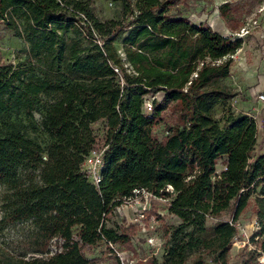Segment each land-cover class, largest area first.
I'll use <instances>...</instances> for the list:
<instances>
[{
  "label": "trees",
  "instance_id": "obj_1",
  "mask_svg": "<svg viewBox=\"0 0 264 264\" xmlns=\"http://www.w3.org/2000/svg\"><path fill=\"white\" fill-rule=\"evenodd\" d=\"M109 1L118 18H98L92 0H0V22L26 44L22 60L0 59V231L26 225L17 248H0V264H99L85 255L97 242L134 254L137 227L108 220L133 188L163 199L178 223L162 227L159 260L131 264H227L233 225L205 226L224 211L235 220L249 209L252 241L264 251V151L249 161L255 122L245 114L220 128L212 117L237 94L221 79L240 40L170 15L180 0ZM218 10L236 31L227 2ZM13 112L24 123L10 120ZM27 132L44 135L45 148ZM93 149L102 150L96 183L81 168ZM158 202L146 215L161 220ZM255 256L234 257L254 264Z\"/></svg>",
  "mask_w": 264,
  "mask_h": 264
},
{
  "label": "rangeland",
  "instance_id": "obj_2",
  "mask_svg": "<svg viewBox=\"0 0 264 264\" xmlns=\"http://www.w3.org/2000/svg\"><path fill=\"white\" fill-rule=\"evenodd\" d=\"M227 2L230 15L239 24L236 31H232L226 26L224 19L219 14V6ZM92 11L100 19L118 18L119 7L109 0H92ZM177 11V12H176ZM179 13L191 20L194 23L207 24L213 31L228 36L232 40L239 39L240 45L235 52L228 56L229 70L228 75L221 79V82L226 86L236 91V95L226 102L220 103L212 109V117L217 122V125L222 128L229 122V118L238 117L245 114H253V108H258L259 103L254 101V95L250 93V88L257 83L259 76L264 75V66L260 68L261 62L264 61L263 50L259 48L257 43L258 36L264 35V0H180L176 9L169 10V14ZM114 46L119 50V40L114 41ZM26 44L14 37L12 31L5 28L0 22V59L4 62L15 64L17 61L24 58ZM254 71L251 75L249 72ZM159 93L155 95L159 97ZM245 99H249L245 100ZM146 99L145 101H148ZM254 102V103H253ZM263 117L260 121L256 120V134L252 151L249 155V161L261 152L264 151V109L262 110ZM41 115V110L37 109L34 112V117L38 119ZM9 119L14 122L24 123L21 113H11ZM163 121L170 125L173 121V114L170 110L163 113ZM96 131L101 128V123L97 122L93 125ZM153 132L157 137L164 132L163 125L157 126ZM32 137L41 148L47 145V139L40 133H26ZM43 154V153H42ZM221 161L215 164V172L222 169ZM4 193V188L0 187V204ZM153 204H149V209H152ZM139 206H117L109 215L108 220L116 224H133L137 227L135 234L132 236V244L134 254L126 252L122 249L114 247L111 252L106 249L103 242H97L96 245L87 253L88 258H98L99 264H115L117 258H122V264H131L135 259H143L146 256H154L157 260L162 254V243L164 234L162 227L171 226L178 223V219L166 212V202L159 201L155 203V213L163 216L161 220L154 215H146L145 219L139 220L136 217V212ZM2 214L0 208V216ZM230 211H224L219 217H208L205 220V226L210 227L217 221H227L231 218ZM253 214L249 209L244 210L237 217L241 226L244 227L246 233H251L250 222ZM24 225V226H23ZM23 225H15L4 228L0 231V248H17L18 238L22 232ZM147 238H152L150 244L146 243ZM247 251L245 248L230 246L228 253V264L239 262L235 255L239 251ZM205 264H209L208 258L204 260Z\"/></svg>",
  "mask_w": 264,
  "mask_h": 264
},
{
  "label": "built area",
  "instance_id": "obj_3",
  "mask_svg": "<svg viewBox=\"0 0 264 264\" xmlns=\"http://www.w3.org/2000/svg\"><path fill=\"white\" fill-rule=\"evenodd\" d=\"M257 43L259 45V48L264 50V35L258 36ZM113 71L116 72V69L113 68ZM255 99L261 102L264 106V93H256ZM143 108L144 110H149L150 108L149 100L143 102ZM260 114L261 113L259 112H254L253 114H246V115L250 116L256 123V120L260 119ZM101 154H102L101 149L90 150L83 157L82 162H81L82 170L86 173L87 179L92 183L98 182L100 178L99 170L102 164ZM165 189L171 191V188L168 185L166 186ZM152 199H156L157 201H163V199L153 196L152 193L146 190L145 188H133L131 190V194L128 197L124 198L120 205L123 204L125 206H130V207L132 205L139 206L136 212V217L139 220H143L145 219L146 211H148L149 204L151 203ZM116 207L117 206H115V208ZM228 222L232 224L234 227V233L230 238V246L245 248L247 251L256 252L254 264H264V251H259L255 247V244L252 241V239L256 240L257 236L252 237V234L254 231L258 229V224L255 220L254 215L251 218L250 227L252 231L249 234L246 233L244 227L241 226L240 222L237 219L232 220L230 218ZM151 242H152V238L146 239V243L150 244ZM107 244L110 247H112L109 241H107ZM235 264H243V263L239 261Z\"/></svg>",
  "mask_w": 264,
  "mask_h": 264
},
{
  "label": "crops",
  "instance_id": "obj_4",
  "mask_svg": "<svg viewBox=\"0 0 264 264\" xmlns=\"http://www.w3.org/2000/svg\"><path fill=\"white\" fill-rule=\"evenodd\" d=\"M261 50H263V49H261ZM263 55H264V50H263ZM262 66H264V61L261 62L260 68ZM252 73H254V71L249 72L248 75H251ZM250 93L252 95H254V101L259 103V105H260L258 108L254 107L253 108V112H252V113H254V112L261 113L260 114V119L258 120V121H260L262 119V117H263L262 110L264 109V106H263V104L261 102H259V101H257L255 99V95H256V93H264V75L263 74L259 76V79H258L257 83H255L253 85V87L250 88ZM245 100L249 101V99H245Z\"/></svg>",
  "mask_w": 264,
  "mask_h": 264
}]
</instances>
